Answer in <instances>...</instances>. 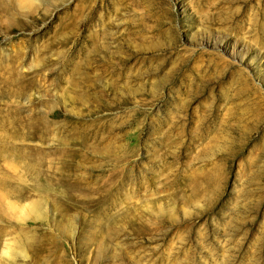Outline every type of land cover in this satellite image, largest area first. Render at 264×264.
Returning a JSON list of instances; mask_svg holds the SVG:
<instances>
[{
    "label": "rangeland",
    "instance_id": "obj_1",
    "mask_svg": "<svg viewBox=\"0 0 264 264\" xmlns=\"http://www.w3.org/2000/svg\"><path fill=\"white\" fill-rule=\"evenodd\" d=\"M27 264H264V0H0V243Z\"/></svg>",
    "mask_w": 264,
    "mask_h": 264
},
{
    "label": "clouds",
    "instance_id": "obj_2",
    "mask_svg": "<svg viewBox=\"0 0 264 264\" xmlns=\"http://www.w3.org/2000/svg\"><path fill=\"white\" fill-rule=\"evenodd\" d=\"M28 242L9 237L0 243V264H27Z\"/></svg>",
    "mask_w": 264,
    "mask_h": 264
}]
</instances>
